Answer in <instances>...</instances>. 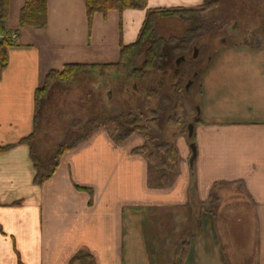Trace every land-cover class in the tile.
Wrapping results in <instances>:
<instances>
[{"label": "crops", "instance_id": "0c3cea01", "mask_svg": "<svg viewBox=\"0 0 264 264\" xmlns=\"http://www.w3.org/2000/svg\"><path fill=\"white\" fill-rule=\"evenodd\" d=\"M203 1L147 0L145 9L98 13L88 23L84 0H47L46 27L19 30L24 0H16V13L9 0L6 28L18 46L9 50L0 79V146L14 145L0 154V264H70L76 256L73 264H90L83 255L94 264H150L145 233L151 209L181 206L197 216L183 264H230L222 232L233 247L252 245L253 264H264V48L225 45L204 73L192 144L194 192L192 153L181 136L179 173L167 190L147 187L146 163L131 153L142 144L137 135L117 147L104 130L96 131L65 153L42 185L34 183L28 146L17 144L32 132L34 92L44 73L66 63H113L121 45L136 41L147 10L195 8ZM239 181L245 191L228 185ZM211 192L220 202L228 195L247 204L249 213L237 214L229 228L218 226L219 212L208 207Z\"/></svg>", "mask_w": 264, "mask_h": 264}, {"label": "trees", "instance_id": "16d2710c", "mask_svg": "<svg viewBox=\"0 0 264 264\" xmlns=\"http://www.w3.org/2000/svg\"><path fill=\"white\" fill-rule=\"evenodd\" d=\"M147 0H84L85 14L88 23H91L95 14L105 15L109 11L122 12L126 9H145ZM218 0H204L195 8H158L146 11V16L136 41L129 45H121L117 60L113 63L103 64H65L62 69H50L42 75L41 84L34 92V114L32 119V132L17 143L26 144L29 148L30 159L34 170V183L42 185L56 172L60 158L67 152L85 144L98 130H104L111 142L119 147L126 143L132 136L137 135L142 139V144L134 148L131 153L140 156L146 163V185L149 189H169L179 173L180 154L174 134L168 136L166 129L178 131V135H186L189 122L185 120V110L182 95L188 93L185 85L180 80L184 76L178 71L175 64L180 56L185 57L183 63L188 64L187 56L193 52L194 43L201 37L206 27L213 24L208 13L218 7ZM9 15V0H0V79L8 65V53L13 47H17V40L12 38L14 34L6 28ZM162 19H175L186 25L187 29L178 36H160L157 23ZM215 19V18H214ZM212 19V20H214ZM222 24V23H221ZM18 25L20 28H44L47 25V0H24L19 12ZM214 30V29H213ZM246 45V44H245ZM246 46L251 47L250 44ZM264 48L263 45L259 48ZM252 48V47H251ZM254 49V48H253ZM140 60V64L138 61ZM191 61V65H193ZM138 64V65H136ZM182 64V63H181ZM100 70L105 75L116 74L124 79H142L145 74H161L165 77L172 72V77L179 80L172 85L173 97L160 96L155 89L146 87L144 108L130 110L118 115H102L91 117L85 121L76 120L70 123L64 132L66 141L50 151L39 152L36 140L39 133V124L43 111L53 93L60 84H67L79 74ZM180 70V68H179ZM192 85L198 81L199 76L194 71L188 72ZM185 77V76H184ZM184 96V95H183ZM159 100L156 109L150 104ZM100 115V114H99ZM201 123L194 118L190 124ZM176 134V135H177ZM194 139V134H193ZM14 145L0 146V154L10 150ZM194 164L191 166V191L194 183ZM228 185H236L245 191L244 184L232 182ZM79 191H85L90 196L92 190L76 186ZM210 212L214 213L219 203L217 194L211 192L208 196ZM189 249V241H182L176 254L174 264H183ZM90 264H94L93 258L83 255ZM80 257H74L70 264L78 261Z\"/></svg>", "mask_w": 264, "mask_h": 264}, {"label": "rangeland", "instance_id": "374dc122", "mask_svg": "<svg viewBox=\"0 0 264 264\" xmlns=\"http://www.w3.org/2000/svg\"><path fill=\"white\" fill-rule=\"evenodd\" d=\"M218 2V7L208 13V18L215 25L206 27L201 37L192 47V49L195 47L198 50V56L194 59L193 65L190 63L193 61L191 59L192 53H190L187 56L189 63L186 64L183 61L182 64L177 66L178 71L184 73L185 77L183 76L180 82L182 86L185 85V89L187 83L191 80L189 71H194L193 76L195 73L199 76L198 81L188 88V93L182 95L185 110L184 117L187 122H192L194 118L201 119L199 114L202 101V79L220 49L225 45L245 44H250L252 48L256 49L264 43V0H218ZM11 3V12L16 13L18 2L11 0ZM15 24L14 21L11 26H15ZM187 26L175 19H162L158 21L156 31L160 36L167 38L168 36L180 35L182 31L188 28ZM6 27H10L8 22ZM18 28L19 30L22 29L19 25ZM27 28L30 29V27H26L23 30H27ZM109 61L115 62L116 58ZM138 64H140V60ZM171 74L172 72H168L163 77L161 74L148 73L142 79H124L116 74L105 75L98 70L79 74L69 83L60 84L51 94L41 117L36 140L39 152L54 150L60 142L66 141V138H64L65 128L76 120L85 121L96 116L118 115L139 107L143 109L146 87L155 89L156 92L160 93V96L172 98L174 95L172 85L179 80V77H172ZM156 100L150 104L155 109L159 102L158 99ZM195 127L196 124L193 127V134ZM166 130L168 136L175 133V143L181 136L185 140L187 151H192L193 134L189 138L188 134L182 136L177 134L178 131ZM236 189L228 187L227 191L233 192ZM189 192L191 193V188ZM216 209L219 212L218 226L221 225L223 228H229L237 214L245 216L249 213L247 204H235L234 200L230 199L228 195L223 196L221 202L219 200ZM191 210L193 212L194 209L183 206L178 207L177 210L172 208L151 209L147 217V230L145 233L150 264H174V262L168 263L172 259V253L180 247L182 241L189 239L196 225L195 219L197 216ZM176 212H178V215H176ZM171 214L174 215V219H170ZM160 218H163L162 221L159 220ZM225 232H228V230H225ZM221 235L230 264L254 263L252 245L245 249L241 245H234L236 247H233L229 242L231 240L230 236L227 241H224L223 232Z\"/></svg>", "mask_w": 264, "mask_h": 264}, {"label": "water", "instance_id": "95a60500", "mask_svg": "<svg viewBox=\"0 0 264 264\" xmlns=\"http://www.w3.org/2000/svg\"><path fill=\"white\" fill-rule=\"evenodd\" d=\"M198 56V50L194 47L193 48V52H192V56H191V59L194 60L196 59ZM183 61H185V58L183 56L179 57L178 59H176L175 61V64L176 66H179ZM195 76V75H194ZM192 84V80H190L187 85H186V90H188V88L190 87V85ZM188 137L191 138L192 137V134H193V125L192 124H189L188 126ZM191 157H190V160H189V163L190 165L192 164L194 158H195V148L193 145H191Z\"/></svg>", "mask_w": 264, "mask_h": 264}, {"label": "built area", "instance_id": "2783aa9c", "mask_svg": "<svg viewBox=\"0 0 264 264\" xmlns=\"http://www.w3.org/2000/svg\"><path fill=\"white\" fill-rule=\"evenodd\" d=\"M12 38H13V39H16V35L13 34V35H12Z\"/></svg>", "mask_w": 264, "mask_h": 264}]
</instances>
